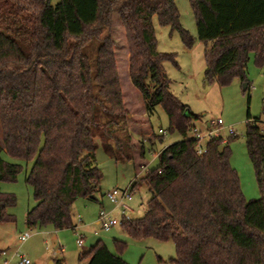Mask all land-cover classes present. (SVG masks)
<instances>
[{
  "label": "trees",
  "instance_id": "16d2710c",
  "mask_svg": "<svg viewBox=\"0 0 264 264\" xmlns=\"http://www.w3.org/2000/svg\"><path fill=\"white\" fill-rule=\"evenodd\" d=\"M198 39L205 43L204 81L221 86L240 78L249 90L251 54L264 64V0H190ZM177 30L193 46L182 26L176 0H0V154L34 161L26 182L35 206L29 227L75 225L74 202L100 192L104 176L96 162L97 142L123 139L116 127L149 124L163 106L170 131L184 138L159 152V164L136 178L132 191L150 187L146 213L123 221L135 238L172 239L177 255L169 264H264V129L248 114L246 146L255 167L261 196L248 200L231 165V141L211 138L197 153L199 139L188 137L191 111L170 90L163 63L178 65L176 54L160 51L153 25ZM98 40L95 70L86 52ZM129 84L140 92L142 114L127 108L120 61ZM134 90V89H133ZM135 91V90H134ZM127 143L145 165V142L138 150L132 134ZM22 164L0 156V181H16ZM93 199V198H91ZM96 200V198H95ZM13 193L0 192V223L14 222ZM117 249L126 243L115 240ZM3 251L0 250V256ZM88 264H129L101 239L80 255ZM57 264H62L57 262Z\"/></svg>",
  "mask_w": 264,
  "mask_h": 264
},
{
  "label": "rangeland",
  "instance_id": "374dc122",
  "mask_svg": "<svg viewBox=\"0 0 264 264\" xmlns=\"http://www.w3.org/2000/svg\"><path fill=\"white\" fill-rule=\"evenodd\" d=\"M60 0H52L56 5ZM181 12V23L193 37V46L188 47L177 30L170 26L161 25L155 17L153 25L156 30L158 48L160 51L175 53L178 65L171 61L163 63L165 72L171 79L170 90L175 96L190 107L191 111L200 115L193 120L188 137L194 136V127L206 134L212 120L221 118L225 121L221 134L229 137V129L235 131V138L231 141L230 162L236 168L240 177L245 198L258 199L261 196L259 182L255 167L251 162L246 146V129L248 114L250 121L260 119L259 124L264 129V64L256 62V57L251 54L248 64V81L250 89L245 90L246 82L238 77L231 83L221 86L217 81L206 83L204 72L206 60L204 58L205 43L198 39L195 14L192 11L190 0H176ZM98 40L95 39L86 48V52L95 70ZM121 60V59H120ZM124 60L120 61V76H122V89L125 93L127 108L133 107L136 114H142V97L140 92L132 89L124 71ZM1 104V103H0ZM1 113V111H0ZM139 133L133 130L134 124L128 127L123 125L116 127V134L124 141L118 146L116 140H103L100 135L95 137L97 150L96 162L104 176L100 183V192L96 194V200L89 197H79L74 202L73 220L78 224L80 232L85 235L84 246L77 243L75 228L55 229L54 226L29 227L26 221L27 212L35 206L34 190L26 182V176L34 161H26L23 158L11 156L4 150L0 156L11 163L22 164L23 168L16 181H0V192L13 193L17 196V204L7 209L15 218L14 222L0 223V250L4 251L0 256V264H21L19 255L25 254L32 264H50L52 261L62 260L63 264H87L88 258L81 259L80 255L94 245L98 240H103L115 253H119L129 264H169L170 258H175L177 251L172 239L158 240L154 237L135 238L128 234L122 224L112 227L110 230H100L97 218L100 211L110 213L114 218L122 220L121 208L111 203L106 196L108 191L115 188L132 190V184L136 178L144 177L150 169L159 164V152L167 145L177 142L184 137L178 131H170V122L163 106H157L156 112L150 117L149 124L136 125ZM161 129L165 133L160 132ZM132 134L139 149L140 141L145 142V165L139 166V158L130 160L135 154L127 143V134ZM3 131L0 121V144H2ZM208 140L200 143L206 148ZM152 197V191L145 184L132 191L131 197L126 199V204L131 208L127 212L129 218L142 217L148 208V199ZM98 231L99 234H95ZM30 232L31 236L25 241L20 236ZM122 240L126 247L118 250L115 240ZM61 248L64 250L61 251ZM56 251V252H55ZM19 253V255L17 254Z\"/></svg>",
  "mask_w": 264,
  "mask_h": 264
},
{
  "label": "built area",
  "instance_id": "2783aa9c",
  "mask_svg": "<svg viewBox=\"0 0 264 264\" xmlns=\"http://www.w3.org/2000/svg\"><path fill=\"white\" fill-rule=\"evenodd\" d=\"M224 123L225 121L222 120L221 118H218L216 120H212V122L209 125V130L206 134H202L197 128H194V137H197L199 139V144L197 146V153L202 154L205 151V148H203V146L200 145L201 141L203 139H207L209 141V139L211 138H224L225 140H227V138L225 136H222L221 131L222 128L224 127ZM162 133H165V130L161 129ZM235 131L233 130V128L229 129V135H234ZM131 193L132 190H122L119 188H115L112 191H108L106 193L107 198L109 199V201L113 204H115L116 207L121 208V213H122V220H119L118 218H114L110 213L102 210L100 211V214L98 216V220H97V224L100 228V230H110L112 227L117 226V224H122L123 221H125L126 219H130L127 216V212L131 210V208L126 204L125 200L129 199L131 197ZM73 228H75V234L78 237L77 238V243L80 247L84 246V242H85V235H83L80 232V228L79 225L76 224L73 226ZM95 234H99L98 231H95ZM31 236L30 232H25L20 236V240L25 241L27 239H29ZM64 249L61 248V251H63ZM56 252V251H55ZM5 254V252H3ZM19 255V253H17ZM20 257V263L21 264H32L31 260L25 255H19Z\"/></svg>",
  "mask_w": 264,
  "mask_h": 264
},
{
  "label": "crops",
  "instance_id": "0c3cea01",
  "mask_svg": "<svg viewBox=\"0 0 264 264\" xmlns=\"http://www.w3.org/2000/svg\"><path fill=\"white\" fill-rule=\"evenodd\" d=\"M205 48H206V46H205ZM194 128H197V127H194ZM188 136V135H187ZM132 186V185H131ZM87 251V250H86ZM4 252V251H3ZM83 254V253H82ZM81 254V255H82ZM88 260H89V258H88ZM53 262V264H57V262H60V263H62L63 264V262H62V260H57V262L54 260V261H52ZM89 262V261H88ZM88 264V263H87Z\"/></svg>",
  "mask_w": 264,
  "mask_h": 264
},
{
  "label": "water",
  "instance_id": "95a60500",
  "mask_svg": "<svg viewBox=\"0 0 264 264\" xmlns=\"http://www.w3.org/2000/svg\"><path fill=\"white\" fill-rule=\"evenodd\" d=\"M263 173H264V169H263ZM91 198L95 199L96 198V195H91ZM50 264H53V262H51Z\"/></svg>",
  "mask_w": 264,
  "mask_h": 264
}]
</instances>
